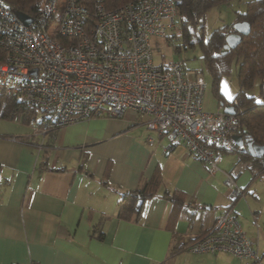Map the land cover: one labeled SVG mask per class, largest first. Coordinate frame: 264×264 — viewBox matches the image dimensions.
<instances>
[{
    "label": "crops",
    "instance_id": "0c3cea01",
    "mask_svg": "<svg viewBox=\"0 0 264 264\" xmlns=\"http://www.w3.org/2000/svg\"><path fill=\"white\" fill-rule=\"evenodd\" d=\"M11 120L19 123L17 131L0 130V264L242 260L223 251L186 248L231 202L225 179L236 154L223 153L220 170L210 173L182 142L160 135L134 109L45 133L23 115ZM260 177L247 165L235 177L246 193L234 211L253 243L259 239ZM144 185L154 195L129 217L121 216L123 193ZM244 263L252 264L239 262Z\"/></svg>",
    "mask_w": 264,
    "mask_h": 264
},
{
    "label": "built area",
    "instance_id": "2783aa9c",
    "mask_svg": "<svg viewBox=\"0 0 264 264\" xmlns=\"http://www.w3.org/2000/svg\"><path fill=\"white\" fill-rule=\"evenodd\" d=\"M35 5V14H28L32 22L26 24L0 0V47L7 53L0 64V92L41 107L43 124L37 130L45 133L85 118L121 117L134 109L148 116L147 125L160 135L182 142L210 173L220 170L218 147L236 144V112L205 110L204 78L188 73L181 60L154 62L151 36H166L176 26V0H134L115 9L104 0H35ZM246 165L239 161L227 173L230 206L187 244L188 250L223 251L264 264L232 204L245 196L235 177Z\"/></svg>",
    "mask_w": 264,
    "mask_h": 264
},
{
    "label": "trees",
    "instance_id": "16d2710c",
    "mask_svg": "<svg viewBox=\"0 0 264 264\" xmlns=\"http://www.w3.org/2000/svg\"><path fill=\"white\" fill-rule=\"evenodd\" d=\"M2 1L12 7L16 13L22 12L33 15L37 11L35 0ZM130 1L134 0H104L106 7L109 9L118 8ZM176 1L179 15L175 27L178 28V31L175 34H166V39L170 42L173 36H179L185 48L193 47L196 43L199 44L202 49V58L213 79L212 85L215 95L223 106H233L239 118L238 134L242 135L244 146L236 143L232 149L218 147V151L236 154L238 157L237 162H248L256 173L264 176V153L261 155L251 154L246 147L248 142L264 145V101L258 103L256 96L247 93V90L254 86L257 77L264 81V0H249L245 11H237L235 22L248 21L250 31L248 34L241 35V41L236 47L228 49L224 48V44L226 43V36L235 31L234 23L224 24L214 29L209 36H206L203 21L209 9L220 4H231L235 0ZM6 58V51L0 47V64ZM235 59L239 61L237 72L239 89L233 100L229 101L220 91V80L224 75H231V65ZM261 94L264 95L262 87ZM235 101L237 102L235 103ZM40 111H43L41 107L28 102L17 94L0 92L1 117L12 119L23 115L29 121L35 120L36 126L40 127L43 124L42 120L37 121L36 119V115ZM153 195V192L147 190L145 185L136 190L124 192L119 214L123 217H129L139 209L144 199ZM170 196L175 201H182L175 194ZM236 200H233V205ZM229 206L230 204L226 205L225 208Z\"/></svg>",
    "mask_w": 264,
    "mask_h": 264
},
{
    "label": "rangeland",
    "instance_id": "374dc122",
    "mask_svg": "<svg viewBox=\"0 0 264 264\" xmlns=\"http://www.w3.org/2000/svg\"><path fill=\"white\" fill-rule=\"evenodd\" d=\"M249 0H235L231 4H220L208 10L204 17V32L206 36L216 28L223 26L224 24L235 23L237 16V11H245L246 4ZM178 28L173 27L168 30V34L177 33ZM151 43L153 46V57L155 63H161L163 61L171 60H181L184 63L185 70L193 75L203 76L205 82V89L203 94V107L207 111L216 112L223 110V106L218 97L215 95L212 76L202 58V49L199 44H195L193 47H184L182 45V40L179 36H173L172 40L168 42L166 36L152 35ZM239 68V61L235 59L231 65V75H224L220 80V91L229 101H232L235 94L239 89L237 81V72ZM264 81L260 77L256 78L254 86L247 90L249 95L256 96L258 103L264 101V95L261 94V87L263 88ZM43 114L40 111L36 115V119L40 120ZM1 117V116H0ZM148 117V116H147ZM34 121V120H33ZM35 122V121H34ZM19 123L11 119L0 118V130L5 129L13 131L18 130ZM258 188L257 194L258 198L255 199L259 208L258 213V229H259V239L255 242V246L258 248L262 259L264 261V178H259L257 180ZM257 226L255 225L254 229ZM190 257H193L191 253ZM228 264H232L234 259L228 257L225 258ZM249 259H236L237 264L239 262H246ZM222 264V263H221ZM245 264V263H244Z\"/></svg>",
    "mask_w": 264,
    "mask_h": 264
},
{
    "label": "water",
    "instance_id": "95a60500",
    "mask_svg": "<svg viewBox=\"0 0 264 264\" xmlns=\"http://www.w3.org/2000/svg\"><path fill=\"white\" fill-rule=\"evenodd\" d=\"M17 15L26 23L30 24L32 22V17L28 14L18 12ZM235 31L229 33L226 36V43L224 44V48H234L241 41L242 34H248L250 31V24L248 21H237L234 23ZM263 93H264V85H263ZM224 111L228 113H234L235 108L233 106L224 107ZM232 138L234 141L240 146H244V139L240 134H233ZM247 149L251 152V154L261 155L264 153V145L261 144H252L248 142L246 145ZM245 149V147H244Z\"/></svg>",
    "mask_w": 264,
    "mask_h": 264
}]
</instances>
